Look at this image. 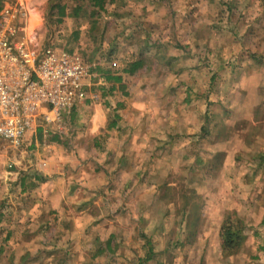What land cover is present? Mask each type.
<instances>
[{
	"label": "rangeland",
	"instance_id": "rangeland-1",
	"mask_svg": "<svg viewBox=\"0 0 264 264\" xmlns=\"http://www.w3.org/2000/svg\"><path fill=\"white\" fill-rule=\"evenodd\" d=\"M72 1H6L25 8L33 52L52 47L86 75L59 120L40 114L20 146L0 139V264H264V0H106L56 24L50 7ZM135 58L143 67L111 95L92 71ZM93 103L106 128L88 135ZM215 141L230 165L202 167ZM53 155L81 170L37 190L35 166L4 177ZM202 205L220 215L202 224Z\"/></svg>",
	"mask_w": 264,
	"mask_h": 264
},
{
	"label": "built area",
	"instance_id": "built-area-1",
	"mask_svg": "<svg viewBox=\"0 0 264 264\" xmlns=\"http://www.w3.org/2000/svg\"><path fill=\"white\" fill-rule=\"evenodd\" d=\"M22 4L0 14V139L20 146L40 114L59 120L80 99L78 81L86 75L74 57L44 47L33 52L22 27ZM49 119V118H48Z\"/></svg>",
	"mask_w": 264,
	"mask_h": 264
},
{
	"label": "crops",
	"instance_id": "crops-1",
	"mask_svg": "<svg viewBox=\"0 0 264 264\" xmlns=\"http://www.w3.org/2000/svg\"><path fill=\"white\" fill-rule=\"evenodd\" d=\"M122 81H123V75H122ZM104 82L107 83L105 80H104ZM110 86L111 85L105 86L106 92ZM117 88L115 90H117ZM113 93H111V94H113ZM108 103L110 105V101ZM92 106H93V109H92L93 113L90 117V120L88 121L87 132H88V135H97V134H100L106 128V112H105L106 109L104 107H102L101 104H99V103H93ZM210 132H212V131H210ZM212 139H214V137H212ZM46 150H49V148H46ZM218 157H220L223 162L227 158H230L229 153L227 151H225V148H223V143L221 141L220 142L215 141L208 148H205L204 146H202V167H204V166L206 167L208 164L215 163L216 160L218 159ZM18 162H19V160H15V163H18ZM21 162H20L21 166H19V169H20L19 172L14 173L15 175L17 174V176H15L14 174L6 172V176H4V177H7V175H9L12 178L14 177L13 179L19 177L18 179L20 180L26 176V173H22L21 171L28 170L29 168L35 166L36 169H38V170H36L38 173L35 174V176L31 177V178L33 179L32 183L34 184V189H36V190H37V186H39V185H37L38 182L40 183L41 181H45V180H47V182H48V180H50L55 173H58L59 175H61L64 178V175L61 172V170H63L65 167H69L72 170H76V172H79L81 170L80 169V162L77 159H73L70 157H67L66 159H59V158H57V156L53 155L50 159H46V160H42L39 158V159H36L33 161L29 160V159L22 160ZM226 162H228L227 165H230L229 160H226ZM202 172H203V170H202ZM210 172H212V173H210ZM207 174H210L209 178L210 177L212 178L213 176H216V170L205 171V173H202V181H204V180L210 181V179L207 178L208 177ZM5 179H7V178H5ZM19 180H18V182H19ZM19 186H20V184H19ZM22 192H26V189H25V191L23 190ZM203 197H205L206 199H208V197L210 199L214 198L212 194H209V196H202V199H203ZM209 210H210V212H212V210H215L214 214L220 215L219 211L216 210V208L209 209ZM210 212H208V213H207V211L205 212L203 209V205H202V224L205 221L204 220L205 214L207 213V215H208ZM206 222H207V220H206Z\"/></svg>",
	"mask_w": 264,
	"mask_h": 264
},
{
	"label": "trees",
	"instance_id": "trees-1",
	"mask_svg": "<svg viewBox=\"0 0 264 264\" xmlns=\"http://www.w3.org/2000/svg\"><path fill=\"white\" fill-rule=\"evenodd\" d=\"M6 1L7 0H0V14L4 8V5L6 4ZM105 3H106V0H74V1H72V4L70 6H68L66 4L57 3V4H54L50 8H56L57 9L58 18H57V20H55V23L58 24V23L62 22V20L66 17H70V18L79 17L80 14L85 12L87 9H92L91 14H90L91 18L94 16L97 17L98 11L104 10ZM67 11H69V12H67ZM95 19H97V18H95ZM94 21H96V20H94ZM92 24H95V22H91L90 28L88 29V31H90V32L93 30ZM143 63L144 62L142 59L135 58V60H133V61L128 60L124 64V66L120 70H118L119 72H117V73L111 72L109 70H102L99 67L92 68V71H95V70L98 71V73L103 76V79L107 83H111V86L107 89V92L111 94L117 88V86L115 84L122 82V75H133L137 70H139L143 67V65H144ZM120 87H122V86H120ZM120 87H118V88H120ZM122 89H123V87H122ZM104 90H105V88H104ZM112 126H114V123L110 124V127H112ZM41 133H42V129L38 128L37 134L41 135ZM29 186L31 188H33L34 184L30 183ZM20 187L23 189V182H20ZM224 236H225L226 241H227L226 247H229L230 250L234 249L233 247H235L234 246L235 244L232 243V239L233 238L237 239L239 236L233 232L232 226L224 227Z\"/></svg>",
	"mask_w": 264,
	"mask_h": 264
}]
</instances>
